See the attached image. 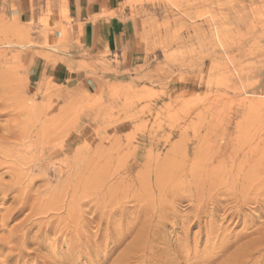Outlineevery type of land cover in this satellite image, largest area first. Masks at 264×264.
Returning a JSON list of instances; mask_svg holds the SVG:
<instances>
[{
    "label": "rangeland",
    "instance_id": "obj_1",
    "mask_svg": "<svg viewBox=\"0 0 264 264\" xmlns=\"http://www.w3.org/2000/svg\"><path fill=\"white\" fill-rule=\"evenodd\" d=\"M66 5L0 0V264H230L264 236V0H129L137 59L37 81Z\"/></svg>",
    "mask_w": 264,
    "mask_h": 264
},
{
    "label": "crops",
    "instance_id": "obj_2",
    "mask_svg": "<svg viewBox=\"0 0 264 264\" xmlns=\"http://www.w3.org/2000/svg\"><path fill=\"white\" fill-rule=\"evenodd\" d=\"M65 12L64 21L53 19L56 30L49 39V44L58 48L54 51L62 61L54 66L39 59L31 78L38 81L50 73L66 79L69 73L63 65L69 60L65 49L75 64L92 65L101 54L108 55L110 61L137 59L140 51L137 25L129 0H67Z\"/></svg>",
    "mask_w": 264,
    "mask_h": 264
},
{
    "label": "bare ground",
    "instance_id": "obj_3",
    "mask_svg": "<svg viewBox=\"0 0 264 264\" xmlns=\"http://www.w3.org/2000/svg\"><path fill=\"white\" fill-rule=\"evenodd\" d=\"M260 202H261V200H260ZM256 203H257V202H255V204H256ZM259 204H260V203H259ZM259 204H258V205H259ZM132 208H133V207H132ZM133 209H134V208H133ZM133 209H132V210H133ZM135 209H136V208H135ZM135 209H134V211H135ZM121 211H122V210H121ZM126 211H127V210H126ZM119 212H120V210H119ZM122 212H123V211H122ZM128 212H129V211H128ZM117 213H118V212H117ZM117 213H116V214H117ZM120 213H121V212H120ZM38 214H39V213H38ZM45 214H46V213H45ZM108 214H109V213H108ZM108 214H107V215H108ZM110 214H111V213H110ZM110 214H109V215H110ZM109 215H108V216H109ZM111 215H112V214H111ZM121 215H123V214H121ZM45 216H46V215H45ZM108 216H107V218H109ZM39 218H40V217H39ZM111 218H112V216H111ZM111 218H110V219H111ZM46 232H47V231H46ZM260 234H261V233H260ZM91 236H92V235H91ZM91 236H90V237H91ZM262 236H263V235H262ZM88 237H89V236H88ZM259 239H260V238H259ZM87 241H88V240H87ZM254 241L258 242L257 239L254 240ZM94 242H95V241H94ZM254 243H255V242H254ZM66 244H67L68 247L71 246V245H69V243H65L64 245H66ZM72 244H73V243H72ZM88 244H89V243H88ZM88 244H85V243H84V244H82V245L85 246V245H88ZM94 244H95V243H94ZM94 244H93V245H94ZM249 244H250V243H249ZM252 244H253V243H252ZM26 245H27V243H22V246L25 247ZM89 245H90V244H89ZM89 245L86 246V247H90ZM95 246H96V245H95ZM95 246H93V247H95ZM98 246H99V244H98ZM247 246H248V245H247ZM247 246H246V247H247ZM86 247H85V248H86ZM93 247H92V248H93ZM250 247H251V246H250ZM250 247H249V248H250ZM72 248H73V246H72ZM72 248H71V249H72ZM83 248H84V247H83ZM99 248H101V247H99ZM249 248H247V249H248L247 252L244 251L245 254L242 253L243 251L241 252V253L244 254V255H242V254H240V253L238 252L239 254H238L237 257H240V258H237V257L235 258V256L237 255V253H235L234 257H233V258L231 257V258H232V261L230 260V264H240V263L243 262L246 258H248V257L250 258V257L253 255L254 252H255V253H259V254L261 253V258L264 260V236L260 239V242H259V243H255V244L252 246L251 249H249ZM87 249H89V248H87ZM93 249H94V248H93ZM72 250H73V249H72ZM72 250H71V251H72ZM95 250H96V249H95ZM85 251H86V250H85ZM98 251H99V250H98ZM262 252H263V254H262ZM89 253H90V251H89ZM89 253H88V254H89ZM91 253H92V252H91ZM91 253H90V254H91ZM95 253H96V252H95ZM85 254H86V252H85ZM93 254H94V253H93ZM97 254H98V253H97ZM251 254H252V255H251ZM259 254H258V255H259ZM54 255H55V254H54ZM91 255H92V254H91ZM239 255H242V256H239ZM20 256H23V252H22V251L19 253V257H20ZM86 256H87V255H86ZM105 256H106V255H105ZM243 256H244V257H243ZM54 257H55V256H54ZM75 257H76V256H75ZM84 257H85V255H84ZM259 257H260V255H259ZM70 258L73 259V258H74L73 255H70ZM80 258H81V256H80ZM251 258H252V257H251ZM256 258H257V257H256ZM256 258H255L254 260H256ZM75 259H76V258H75ZM64 260H65V259H64ZM76 260H78V259H76ZM86 260H87V258H86ZM86 260H85V261H86ZM246 260H247V259H246ZM246 260H245V261H246ZM58 261H59V260H58ZM80 261H82V260H80ZM85 261H84V262H85ZM87 261H88V260H87ZM89 261H90V260H89ZM91 261H92V260H91ZM91 261H90V262H91ZM186 261H187V260H186ZM251 261H252V260H251ZM258 261H259V260H258ZM258 261H257V262H258ZM62 262H63V260H62ZM96 262H97V261H96ZM189 262H190V260H189ZM254 262H255V261H254ZM60 263H61V259H60ZM76 263H77V262H76ZM76 263H75V264H76ZM92 263H93V262H92ZM97 263H99V262H97ZM246 263H247V261H246ZM246 263H245V264H246ZM250 263H252V262H250ZM259 263H260V262H259ZM261 263H262V261H261ZM263 263H264V262H263ZM67 264H68V263H67ZM77 264H78V263H77ZM88 264H89V262H88ZM185 264H186V263H185ZM241 264H242V263H241ZM243 264H244V263H243ZM252 264H253V263H252Z\"/></svg>",
    "mask_w": 264,
    "mask_h": 264
}]
</instances>
